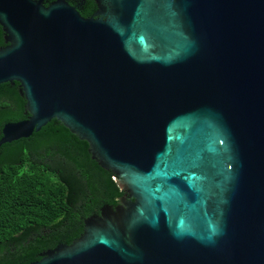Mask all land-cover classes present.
Instances as JSON below:
<instances>
[{"label": "water", "instance_id": "95a60500", "mask_svg": "<svg viewBox=\"0 0 264 264\" xmlns=\"http://www.w3.org/2000/svg\"><path fill=\"white\" fill-rule=\"evenodd\" d=\"M0 0V85L125 194L31 264H264V0Z\"/></svg>", "mask_w": 264, "mask_h": 264}, {"label": "trees", "instance_id": "16d2710c", "mask_svg": "<svg viewBox=\"0 0 264 264\" xmlns=\"http://www.w3.org/2000/svg\"><path fill=\"white\" fill-rule=\"evenodd\" d=\"M94 9L90 1L82 14L90 17ZM26 104L18 82L0 85V139L8 123L29 117ZM124 194L115 175L92 159L88 142L57 120L0 146V264H31L62 243L72 244L87 218Z\"/></svg>", "mask_w": 264, "mask_h": 264}, {"label": "flooded vegetation", "instance_id": "af4514ba", "mask_svg": "<svg viewBox=\"0 0 264 264\" xmlns=\"http://www.w3.org/2000/svg\"><path fill=\"white\" fill-rule=\"evenodd\" d=\"M46 1L51 3V2L56 1V0H53V1L46 0ZM66 1L70 5L76 7L81 12V14H82V11H85L90 6V1L93 3V6L95 7V9H94L93 13L91 14V16H93L95 11L97 10V5H96L94 0H66Z\"/></svg>", "mask_w": 264, "mask_h": 264}]
</instances>
